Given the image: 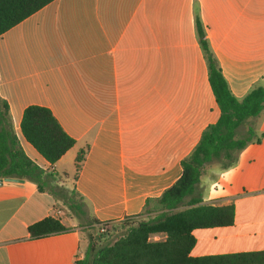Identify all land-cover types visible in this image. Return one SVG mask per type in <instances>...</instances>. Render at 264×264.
<instances>
[{
  "label": "crops",
  "instance_id": "obj_1",
  "mask_svg": "<svg viewBox=\"0 0 264 264\" xmlns=\"http://www.w3.org/2000/svg\"><path fill=\"white\" fill-rule=\"evenodd\" d=\"M196 12L232 94L241 100L263 85L264 0H54L0 36V96L12 129L32 161L83 197L79 219L139 217L148 198L181 177L182 160L219 119ZM31 105L49 108L76 140L53 166L22 135ZM195 197L233 205L235 219L195 230L192 257L264 252V138L228 170L206 165ZM64 205L31 181L1 184L0 264L83 258L81 227L64 217ZM50 216L71 230L32 239L28 227Z\"/></svg>",
  "mask_w": 264,
  "mask_h": 264
},
{
  "label": "trees",
  "instance_id": "obj_2",
  "mask_svg": "<svg viewBox=\"0 0 264 264\" xmlns=\"http://www.w3.org/2000/svg\"><path fill=\"white\" fill-rule=\"evenodd\" d=\"M54 0H0V36L18 25ZM196 34L208 68V79L220 109L217 122L202 132L199 143L182 160L181 177L160 196L148 198L138 221L126 218L125 233L113 244L99 245L91 241L83 258L75 264H264V252L219 256L192 257L196 244L193 232L197 229L230 226L234 223L233 205L203 204L195 197L206 165L217 163L222 169L232 168L240 153L252 143H260L249 119L264 111V84L253 88L243 99H237L230 90L219 61L210 46L198 12L195 15ZM245 131H241L243 127ZM25 140L51 166L55 165L76 140L61 126L52 111L43 106L26 108L21 122ZM82 149L75 160V179L78 178L86 156ZM53 170L45 171L24 152L11 126L8 103L0 96V179L28 180L41 192L60 198L70 208L84 215V203H76L70 194L58 185ZM81 201L83 197L79 195ZM185 204L186 199H188ZM138 218V217H137ZM109 222L93 220L100 225ZM71 228L60 219L46 217L28 227L32 239L65 233ZM161 235L164 239L151 240Z\"/></svg>",
  "mask_w": 264,
  "mask_h": 264
},
{
  "label": "rangeland",
  "instance_id": "obj_3",
  "mask_svg": "<svg viewBox=\"0 0 264 264\" xmlns=\"http://www.w3.org/2000/svg\"><path fill=\"white\" fill-rule=\"evenodd\" d=\"M248 124L253 125L255 132L258 136H261L264 133V111L257 118H251L248 121ZM246 127L244 126L241 131H245ZM59 179V177H57ZM64 178V177H63ZM57 179V181H58ZM66 179V178H64ZM70 191V190H69ZM73 199L76 203L82 202L80 197L73 195ZM188 199H186L185 204H187ZM64 217H71L76 219L77 227H81L83 244L81 248V255L84 256L87 250V247L91 241L99 245L113 244L121 235L125 233L126 226L123 225L124 222H127L126 218L116 222H109L105 225L98 226L88 222L89 220L79 219V214L73 209H69L64 205ZM78 217V219L76 218ZM146 216L134 218L132 220L138 221ZM72 228V226H69ZM102 228H105V231H101Z\"/></svg>",
  "mask_w": 264,
  "mask_h": 264
},
{
  "label": "water",
  "instance_id": "obj_4",
  "mask_svg": "<svg viewBox=\"0 0 264 264\" xmlns=\"http://www.w3.org/2000/svg\"><path fill=\"white\" fill-rule=\"evenodd\" d=\"M24 180L21 179H0V185L3 183H22Z\"/></svg>",
  "mask_w": 264,
  "mask_h": 264
},
{
  "label": "built area",
  "instance_id": "obj_5",
  "mask_svg": "<svg viewBox=\"0 0 264 264\" xmlns=\"http://www.w3.org/2000/svg\"><path fill=\"white\" fill-rule=\"evenodd\" d=\"M105 224H106V223H103V224H100V225H98V226H102V225H105ZM101 231H102V232L105 231V228H102Z\"/></svg>",
  "mask_w": 264,
  "mask_h": 264
}]
</instances>
